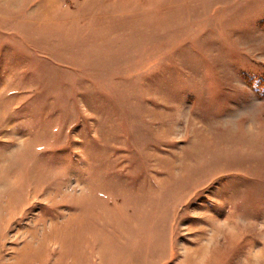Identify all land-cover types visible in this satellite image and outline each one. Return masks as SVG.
Segmentation results:
<instances>
[{
	"label": "rangeland",
	"instance_id": "1",
	"mask_svg": "<svg viewBox=\"0 0 264 264\" xmlns=\"http://www.w3.org/2000/svg\"><path fill=\"white\" fill-rule=\"evenodd\" d=\"M0 264H264V0H0Z\"/></svg>",
	"mask_w": 264,
	"mask_h": 264
}]
</instances>
